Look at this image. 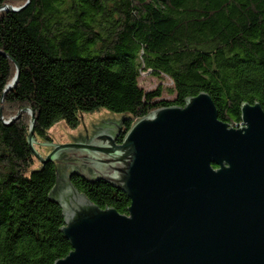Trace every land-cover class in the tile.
<instances>
[{"label": "trees", "instance_id": "16d2710c", "mask_svg": "<svg viewBox=\"0 0 264 264\" xmlns=\"http://www.w3.org/2000/svg\"><path fill=\"white\" fill-rule=\"evenodd\" d=\"M141 71L168 77L174 98L145 91ZM200 92L232 126L243 102L264 112V0H0V264H53L71 250L49 198L57 164H37L27 111L4 121L30 109L34 137L50 141L55 122L76 128L80 113L105 108L123 117L121 141L135 119ZM70 179L99 208L127 213L121 190Z\"/></svg>", "mask_w": 264, "mask_h": 264}, {"label": "water", "instance_id": "95a60500", "mask_svg": "<svg viewBox=\"0 0 264 264\" xmlns=\"http://www.w3.org/2000/svg\"><path fill=\"white\" fill-rule=\"evenodd\" d=\"M25 5V4H24ZM5 5L15 12L24 7ZM3 89L17 83L19 67ZM27 144L40 165L55 161L49 198L63 216L68 254L53 264H264V112L240 105V123L218 119L206 92L135 119L100 108L59 120ZM77 174L104 181L129 198L127 213L99 208L71 182Z\"/></svg>", "mask_w": 264, "mask_h": 264}, {"label": "rangeland", "instance_id": "374dc122", "mask_svg": "<svg viewBox=\"0 0 264 264\" xmlns=\"http://www.w3.org/2000/svg\"><path fill=\"white\" fill-rule=\"evenodd\" d=\"M139 85L145 91L155 89L158 85H161L164 88L162 96H161V99L170 101V100H172L174 98V94H170L168 92V88H170L172 86V82L166 76H164L163 78H160V77H157V76H154V75L150 74L149 71H141L140 72V76H139ZM93 112H86V113H93ZM96 112H99V109L96 110ZM37 138H39V137H35V139H37ZM50 142H53L52 138H51ZM36 161H37V159H36ZM38 163L39 162L37 161V164Z\"/></svg>", "mask_w": 264, "mask_h": 264}]
</instances>
